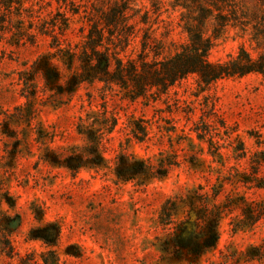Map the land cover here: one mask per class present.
I'll list each match as a JSON object with an SVG mask.
<instances>
[{"label":"rangeland","instance_id":"rangeland-1","mask_svg":"<svg viewBox=\"0 0 264 264\" xmlns=\"http://www.w3.org/2000/svg\"><path fill=\"white\" fill-rule=\"evenodd\" d=\"M72 1L68 7L62 0L23 5L32 6L35 23L58 9L65 13L71 21L66 39L78 43L93 0ZM171 1L132 0L140 14L148 12L166 54L187 42L182 10ZM10 30L0 34V264H16L30 253L39 258L47 248L30 240L28 231L46 223L60 228L59 243L51 248L59 264H264V189L254 185H264V76L221 79L205 89L189 76L167 96L135 100L87 84L71 98L60 97L57 89L52 93L57 83L43 63L33 70L50 51L48 38L37 35L34 45H15L17 33ZM251 36L250 29L227 27L214 40L208 60L227 61L241 47L256 57L260 49ZM138 40L132 45L137 49ZM27 76L34 80L28 92L36 93L30 103L21 82ZM30 106V115L22 111ZM80 119L95 126L116 120L113 130L102 134L101 166H90L85 156ZM134 161L148 166V174L117 179L115 173L127 176ZM162 162L172 165L156 178L153 172H162ZM198 186L218 194L219 239L199 258L177 259L166 244L184 214L179 210L172 224L163 225L160 211L168 200H181ZM6 241L11 258L1 245Z\"/></svg>","mask_w":264,"mask_h":264},{"label":"trees","instance_id":"trees-1","mask_svg":"<svg viewBox=\"0 0 264 264\" xmlns=\"http://www.w3.org/2000/svg\"><path fill=\"white\" fill-rule=\"evenodd\" d=\"M100 1L106 5L104 10L94 7ZM26 2L30 3V0H0V34L14 29L17 33L15 45L21 42L34 45L37 35L48 38L47 48L50 51L34 63L33 70H41V62L53 74L50 80L56 82L57 86L51 91L54 94L57 89L56 96L71 98L81 85L87 84L101 85L102 89L117 91L123 97L135 100L167 96L172 87L189 76L196 77L201 89L221 79L241 78L249 74L264 76V0H172L171 6L182 10L180 20L187 36V42L172 54L164 52L163 43L155 35L152 28L154 23L150 22L148 12L140 14L132 7V0H93L91 10L83 16L88 24L87 31L78 43L66 39L71 21L65 13L58 9L49 18L38 19L35 23L32 6L25 7L23 3ZM74 4L72 0H62L64 7ZM68 12L71 16L78 14L74 10ZM25 19H28L27 25H24ZM227 27H238L243 31L250 29L251 40L260 49L259 54L252 57L241 47L227 61H209L208 54L214 40ZM137 38L138 49L132 46ZM129 48L131 50L127 53ZM33 81L30 76L21 80L27 89L28 94L24 97L28 103L36 97L35 91L32 92L34 94L28 92L32 91L30 85ZM31 109L32 106L22 111L30 115ZM115 125L114 119L108 126L103 123L95 126L79 120L77 132L85 141L84 151L85 156L91 159L90 166L103 164L102 134L104 130L110 133ZM139 131L145 136L144 130L139 128ZM171 165L170 162H162L159 167L163 169ZM128 167L127 176L116 172V178L126 182L133 180V176H145L149 172V167L142 161H134ZM165 174L166 169L153 172L156 178ZM254 185L264 189L262 184ZM217 195L207 194L198 186L181 200L170 199L163 205L159 215L160 224H172V216L177 215L179 210L184 214L174 224L166 244L175 258L196 259L215 249L222 214L215 203ZM28 238L40 241L47 250L39 258L32 253L25 254L16 264H59L56 252L51 250L60 240L57 224L46 223L31 228ZM1 245L4 254L11 258L13 248L9 242H1ZM77 254L66 252V255L74 257Z\"/></svg>","mask_w":264,"mask_h":264}]
</instances>
